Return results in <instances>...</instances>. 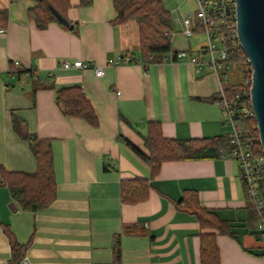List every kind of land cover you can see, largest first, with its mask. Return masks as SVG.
<instances>
[{
	"label": "crops",
	"instance_id": "1",
	"mask_svg": "<svg viewBox=\"0 0 264 264\" xmlns=\"http://www.w3.org/2000/svg\"><path fill=\"white\" fill-rule=\"evenodd\" d=\"M37 2L0 0L9 15L0 25V166L37 171L17 119L23 130L51 142L57 194L49 206L24 211L0 185V264H11V238L26 245L22 264H114L118 240L121 264H202L201 233L217 234L218 264H264V242L251 225L235 158L166 162L151 179L149 165L133 149L147 152L144 137L153 122L168 139L229 134L210 67L176 59L178 51L197 55L206 45L198 38L205 34L197 19L194 34H183L182 19L192 13H170L180 27H172L173 50L146 63L139 24H115L113 0H93L89 7L70 0L72 30L55 22L39 29L28 13ZM125 53L136 61L106 66ZM65 60L91 66L65 70ZM94 65L105 66L103 77ZM69 87L81 88L90 100L97 126L62 113L56 91ZM136 178H150L149 198L125 204L122 182ZM187 193L228 223L230 233L201 229L195 215L178 208Z\"/></svg>",
	"mask_w": 264,
	"mask_h": 264
},
{
	"label": "trees",
	"instance_id": "2",
	"mask_svg": "<svg viewBox=\"0 0 264 264\" xmlns=\"http://www.w3.org/2000/svg\"><path fill=\"white\" fill-rule=\"evenodd\" d=\"M79 2L81 7H89L93 0H79ZM37 3L38 5L29 9L28 13L30 19L36 23L39 29H45L53 22L64 26L54 17L50 7L67 19L66 12L71 6L70 0H38ZM113 5L116 12L115 24H122L130 20H136L139 24L140 54L146 63L157 61L172 52L173 22L171 14L162 0H113ZM8 19L7 11L0 10V25H6ZM229 61L231 64L237 63L241 70L245 69L247 75L248 73L252 74L240 44L234 46L230 51ZM241 88V83L231 84L227 87L228 99L236 102L235 94ZM215 100L217 102L220 100L219 94ZM56 102L66 117L80 118L93 126L99 124L93 105L81 88L69 87L57 90ZM20 122L15 119V128L29 143L37 161V171L34 173L9 172L0 166V185L9 189L12 198L22 210L37 211L49 206L57 194L52 147L49 140L40 139L38 136L23 130L22 122ZM235 125L239 131L248 135L247 140L244 141V146L256 154H263L256 120L253 116L246 114L242 105H237ZM251 141L254 144H250ZM144 145L147 152L136 147L133 149L149 165L151 179L160 172L162 165L166 162L215 160L223 157L235 158V151L229 134L214 139H168L163 136L161 125L158 122L149 124L148 134L144 137ZM150 189V178L124 180L121 185L122 202L129 205L144 202L149 198ZM248 202L251 225H256V211L252 202L249 200ZM177 206L195 215L201 229L217 230L221 234L230 233L228 223L218 218L213 211L202 207L197 195L187 193ZM216 237V233H201L202 264H218L220 262V251ZM11 246V264H22L26 245L11 238ZM114 264H121L119 240L116 244Z\"/></svg>",
	"mask_w": 264,
	"mask_h": 264
},
{
	"label": "built area",
	"instance_id": "3",
	"mask_svg": "<svg viewBox=\"0 0 264 264\" xmlns=\"http://www.w3.org/2000/svg\"><path fill=\"white\" fill-rule=\"evenodd\" d=\"M196 18L198 26L206 36V45L197 55L188 51H178V61L187 60L202 67L207 65L212 70L219 83V106L224 112V122L229 128L231 144L235 151V159L239 164V172L245 187L247 198L252 202L257 214L255 233L264 242V152L256 154L244 146L248 135L239 131L235 125L237 105H242L248 116H253L251 104L252 74L247 75L245 69L241 70V90L235 94L236 102L228 99L225 83L231 77L232 64L229 61L230 51L240 44L237 33V3L236 0H196ZM183 34L190 37L195 32V24L191 14L183 17ZM3 30H0V33ZM241 46V45H240ZM248 61V60H247ZM135 58L131 53L109 59L106 66H118L121 63L132 64ZM249 63V62H248ZM250 65V64H249ZM89 63L83 60H65L61 67L65 70L86 69ZM251 67V66H250ZM95 74L101 78L105 74V66L94 65ZM252 71V69H251ZM121 92L117 91V95ZM260 142V141H259ZM254 144V142H250ZM24 264H29L27 260Z\"/></svg>",
	"mask_w": 264,
	"mask_h": 264
},
{
	"label": "water",
	"instance_id": "4",
	"mask_svg": "<svg viewBox=\"0 0 264 264\" xmlns=\"http://www.w3.org/2000/svg\"><path fill=\"white\" fill-rule=\"evenodd\" d=\"M163 3L166 6L165 0ZM236 3L238 39L252 69L251 104L264 152V0H236ZM50 11L58 22L74 28L57 10L50 7Z\"/></svg>",
	"mask_w": 264,
	"mask_h": 264
},
{
	"label": "rangeland",
	"instance_id": "5",
	"mask_svg": "<svg viewBox=\"0 0 264 264\" xmlns=\"http://www.w3.org/2000/svg\"><path fill=\"white\" fill-rule=\"evenodd\" d=\"M165 4H166L165 7L170 11L171 14H172V11L174 12V15L172 14L173 18H174V16H176V17L180 16V13H185V14L186 13H192V17L195 20L197 19L196 18V11H197V2H196V0H181V1L177 2L174 5L170 2V4H169L170 6L168 5L167 0H165ZM173 28H174V30L176 32L180 27H177V25L174 22L173 23ZM198 38H202L201 41L206 43V36H204V37L203 36H199ZM240 82H241V69H240V67H239V65L237 63H234V64H232L231 79H230L229 83L230 84L231 83L238 84ZM229 83H227V87H229V85H230Z\"/></svg>",
	"mask_w": 264,
	"mask_h": 264
}]
</instances>
